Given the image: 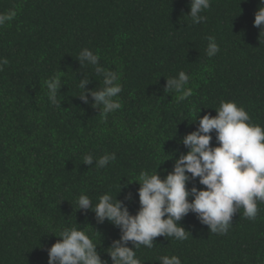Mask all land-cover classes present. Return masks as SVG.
Here are the masks:
<instances>
[{
	"label": "trees",
	"instance_id": "trees-1",
	"mask_svg": "<svg viewBox=\"0 0 264 264\" xmlns=\"http://www.w3.org/2000/svg\"><path fill=\"white\" fill-rule=\"evenodd\" d=\"M189 4L0 0V13L16 12L0 27V59L8 61L0 65V264H48L47 250L72 227L83 229L112 264L107 249L120 231L79 210L81 195L95 206L109 194L135 215L140 174L158 167L163 179L165 169L171 172L187 152L184 136L199 118L215 117L222 101L243 107L250 123L264 128V31L253 26L259 0H210L199 24L186 16ZM209 36L219 46L213 57L206 53ZM85 48L120 76L115 99L122 107L106 117L91 97L88 104L78 98L85 78L89 90L103 87L93 66H80ZM181 71L193 94L177 101V93L164 89ZM58 74L61 107L51 104L45 83ZM211 135V146H218ZM111 153L116 159L105 168L83 164L85 155ZM193 186L204 187L198 178L187 185ZM243 211L226 234L210 232L189 213L180 221L186 239L157 237L151 249H134L136 257L141 264L173 255L181 264H264V202L255 220Z\"/></svg>",
	"mask_w": 264,
	"mask_h": 264
},
{
	"label": "clouds",
	"instance_id": "clouds-1",
	"mask_svg": "<svg viewBox=\"0 0 264 264\" xmlns=\"http://www.w3.org/2000/svg\"><path fill=\"white\" fill-rule=\"evenodd\" d=\"M209 7L210 0H190L186 16L199 24L206 19L201 13ZM15 16L14 10L0 13V27ZM253 26L264 31V0H259ZM207 39L206 53L213 57L219 52V46L214 37ZM99 59L87 48L79 53L80 66H93L96 74L103 77V87L89 90L86 87L89 80L85 78L79 83L83 92L78 98L88 104L91 97L92 106H101V114L106 117L122 107L115 99L122 92V85L119 74L100 66ZM7 63V59H0V65ZM188 82L189 76L181 71L177 77L166 79L164 91H174L178 94L177 101H184L193 94L187 87ZM45 83L49 101L61 107L57 99L61 90L60 75ZM215 112V117L206 114L199 118L196 130L184 136L181 143L187 152L179 153L172 171L164 170L166 175L163 179L157 172L158 167L153 173L140 174L135 182L139 184V209L135 215L130 214L123 201L116 197L113 199L109 194L102 195L95 206L87 195L79 197V210L92 211L98 223L107 221L120 231V238L112 241L107 249L112 264H141L134 249L140 246L151 249L157 237L186 239L188 232L180 226V221L189 213H195L202 225L218 234L228 232L233 216L241 208L246 219H256L258 202H264V128L251 124L245 109L233 101H222ZM213 132L218 144L216 147L211 146ZM115 159V153L99 158L89 154L84 156L83 164L92 166L95 161V167L105 168ZM197 178L199 185L204 187L193 186L189 190L187 185ZM125 199L130 200L131 194ZM58 238L47 250L48 264H108L102 260L94 240L83 229H65ZM129 242L133 247H128ZM159 259L161 264H181L174 255Z\"/></svg>",
	"mask_w": 264,
	"mask_h": 264
}]
</instances>
